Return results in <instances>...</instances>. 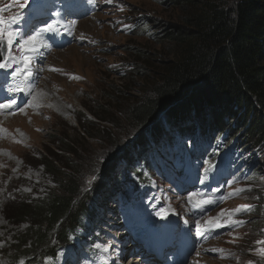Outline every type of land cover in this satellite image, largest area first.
<instances>
[{
  "label": "rangeland",
  "instance_id": "rangeland-1",
  "mask_svg": "<svg viewBox=\"0 0 264 264\" xmlns=\"http://www.w3.org/2000/svg\"><path fill=\"white\" fill-rule=\"evenodd\" d=\"M0 1L7 13L2 19L16 18L11 23L17 34L12 49L16 67L20 39L40 32L39 39L48 46V51L38 49L40 53L31 59L30 71L32 67L40 71L30 104L15 116L0 114V264H9L10 245L29 226L12 224L8 218L12 205L48 197L56 184L42 164L50 165L52 158L65 163L72 159L67 160L68 154L59 147L74 151L84 188L92 186L88 196L96 216L91 223L82 220L83 227L89 225V233L79 229L77 236L85 240L69 235L71 245L77 247L61 248L57 259L46 264H148L139 262L135 240L128 233L164 232L163 223L169 218L179 224L176 244L180 247L186 225L191 242L183 258L176 253L177 259L170 263L173 257L165 256L164 264H264V257L254 251L264 247L258 243L264 241V159L250 151L241 138L243 131L235 136L242 145L240 157L228 147L231 144H224L217 162H211L204 150L190 167L182 168L176 157L180 144L172 142L166 164L161 162L156 169L144 168L139 174L141 159H131L138 149H133L136 129L127 110L151 94L152 84L171 57L167 44L157 42L155 36L157 26L177 22L164 0H53L48 9H43L47 0H32L27 7L22 0ZM67 22L72 24L71 31L65 27ZM48 24L53 30L41 32ZM43 42L38 43L45 47ZM9 74L0 69V81ZM30 79L24 80L29 83ZM6 85L14 83L6 80ZM157 126L163 128L161 120ZM187 143L186 151H190ZM149 146L151 159L160 158V146ZM118 151L129 154L128 162L120 159ZM122 171L132 181L144 176L137 197L129 186L120 197L113 195L114 180L122 179L116 178ZM237 189L245 191L237 193ZM209 199L211 204H202ZM242 205L251 210L233 211Z\"/></svg>",
  "mask_w": 264,
  "mask_h": 264
},
{
  "label": "trees",
  "instance_id": "trees-1",
  "mask_svg": "<svg viewBox=\"0 0 264 264\" xmlns=\"http://www.w3.org/2000/svg\"><path fill=\"white\" fill-rule=\"evenodd\" d=\"M163 4L177 20L156 27V41L167 44L170 60L163 64L151 94L131 105L126 114L136 129L133 149L138 152L131 159H141L139 174L144 168L151 171L161 162L166 164L172 142L180 144L176 157L182 168L190 167L204 150L215 161L224 144L242 149L235 137L241 131L250 151L264 159V0H164ZM160 120L163 128L157 126ZM149 143L160 146V158L151 159ZM58 150L72 159L65 163L52 158L50 165L42 164L55 181V190L46 198L12 205L8 217L12 224L29 226L10 245L9 264L55 261L61 248L77 247L71 245L69 235L83 239L77 236L79 229L89 233L82 220L91 223L96 216L88 196L92 186L84 188L74 151ZM119 151L120 159L128 162L129 154ZM113 170L109 169L108 178ZM122 172L116 176L122 179L114 180L113 195H121L128 186L138 192L144 176L136 173L137 180L132 181Z\"/></svg>",
  "mask_w": 264,
  "mask_h": 264
},
{
  "label": "bare ground",
  "instance_id": "bare-ground-1",
  "mask_svg": "<svg viewBox=\"0 0 264 264\" xmlns=\"http://www.w3.org/2000/svg\"><path fill=\"white\" fill-rule=\"evenodd\" d=\"M0 5H1V1H0ZM7 13L5 11L4 8L0 7V20H4V24L3 26L7 29L9 27V31L12 32V28H11V24H9V21L5 18L2 19L3 16H5ZM33 18H35V14H33ZM70 20V19H69ZM70 21H77L76 19H72ZM64 24V22H63ZM70 24V25H68ZM65 27L68 28V30L71 31L72 29V24L71 22H67L65 23ZM38 42H43L42 40L38 39L35 47L37 49V51H30L27 53L28 56L31 57V59H35L38 55L39 50L41 51H48V46L46 45L45 42H43L45 44V47L43 45H40ZM28 47H31V45H29ZM40 56H38L39 58ZM16 61H9L8 62V67L6 68L10 74L5 77L4 79H2V86L1 89L6 92L5 94L7 96H5L4 98H2L3 100L0 101V105H7L9 104L11 101H15V103L12 105L11 108H0V114H6L10 113V115H16V113L18 111H20L21 109H23V107H25L27 104H30L33 96V85L35 84V78H36V74H39L38 68H31L32 70V75H31V79L29 83L25 82V76L21 75V76H17V77H13L12 76V71L14 70V68L16 67ZM6 80L7 81H12L14 83V86H10L8 87L6 85ZM21 89V91H16V89ZM34 105V104H33ZM14 116H12L11 118H13ZM6 117V116H5ZM10 117V116H9ZM195 177V176H194ZM193 177V178H194ZM196 183V180L194 182H192V184H189L187 186L184 187V190L188 187H190V185H194ZM212 188V187H211ZM208 188V191L211 189ZM191 220L194 221V216L190 215ZM154 221V220H152ZM163 226L165 227L164 232H155L151 230V233H143V232H138L136 230L132 231L131 233H128V235L131 236L132 239L135 240L134 244L135 246H137L136 251L140 254L141 258L139 262H152L156 259H161V255L154 253L152 250V253L149 250V245H143L140 243H146V241H149L150 239L153 241V244L160 248V250L164 253V257L166 256V254L168 253L167 257H173L171 258L172 261L170 263H173V261H175L176 256L175 254H179L178 258H183L184 257V252H188L190 246H188L191 242V240L188 238V225H186V235L183 236V241L180 243V247L179 245L176 244V242L179 243V241H177V238L175 236V231L178 229L179 224H175L172 220L166 219L165 222L163 223ZM156 227V226H155ZM195 236V234H194ZM149 239V240H148ZM181 240V239H180ZM156 249V248H155ZM178 250V251H176ZM159 251V250H158ZM137 257H135V259L133 258L132 262H136ZM164 260V258H163ZM131 262V263H132ZM165 261H161V264H164Z\"/></svg>",
  "mask_w": 264,
  "mask_h": 264
},
{
  "label": "snow or ice",
  "instance_id": "snow-or-ice-1",
  "mask_svg": "<svg viewBox=\"0 0 264 264\" xmlns=\"http://www.w3.org/2000/svg\"><path fill=\"white\" fill-rule=\"evenodd\" d=\"M107 3H112V0H106ZM23 5H21L22 7ZM16 18L13 17L9 24L12 22H15ZM4 24V21L0 20V69H6L8 67V62L16 61V57L12 54L13 45L16 43L17 34H14L13 32L9 31L8 29L2 27ZM53 30V25L48 24L44 29L40 30L43 31H50ZM40 32H34L33 34L27 35L25 38L20 39L19 41V47L16 49L20 53V58L18 61L17 67L14 68L12 71V76H25L26 78H30L32 73L30 71V65H31V57L27 55L30 51H37L35 45L39 39ZM5 43L7 47V51H3L5 48ZM31 45V47H28ZM54 70V69H53ZM16 91H21V89H16ZM15 103V101H11L7 105H0V108H11L12 105ZM23 111V109H21ZM251 189H248L250 191ZM245 191V189H237L236 192H242ZM231 195V194H230ZM189 201L191 202V197L189 198ZM213 201L211 199L203 201L202 204H211ZM241 210H251L250 206L248 205H242L238 206L233 211L235 213H239ZM236 224H243V221H236L234 222ZM222 226V225H217ZM259 244L264 245V241H258ZM213 251H216L213 249ZM222 251V250H220ZM257 255L264 257V247L258 248L254 250ZM23 264V262H21ZM251 264V262H249Z\"/></svg>",
  "mask_w": 264,
  "mask_h": 264
},
{
  "label": "water",
  "instance_id": "water-1",
  "mask_svg": "<svg viewBox=\"0 0 264 264\" xmlns=\"http://www.w3.org/2000/svg\"><path fill=\"white\" fill-rule=\"evenodd\" d=\"M3 51H5V53H6V51H7L6 43H5V48L3 49Z\"/></svg>",
  "mask_w": 264,
  "mask_h": 264
}]
</instances>
